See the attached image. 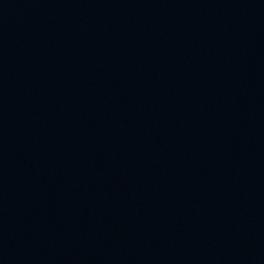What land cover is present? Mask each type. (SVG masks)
<instances>
[{
    "label": "water",
    "instance_id": "95a60500",
    "mask_svg": "<svg viewBox=\"0 0 264 264\" xmlns=\"http://www.w3.org/2000/svg\"><path fill=\"white\" fill-rule=\"evenodd\" d=\"M0 264H264V0H0Z\"/></svg>",
    "mask_w": 264,
    "mask_h": 264
}]
</instances>
